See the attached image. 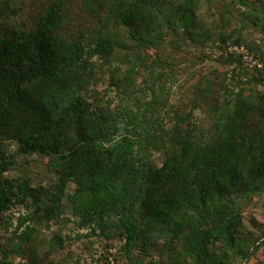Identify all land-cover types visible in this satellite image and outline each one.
I'll return each instance as SVG.
<instances>
[{
    "label": "trees",
    "instance_id": "obj_1",
    "mask_svg": "<svg viewBox=\"0 0 264 264\" xmlns=\"http://www.w3.org/2000/svg\"><path fill=\"white\" fill-rule=\"evenodd\" d=\"M149 1H121L112 11L130 27L151 8ZM100 2L83 0L82 5L94 10ZM191 2L182 4L183 25L191 21ZM66 7L65 0H49L33 24L24 26L14 20L9 0H0V147L12 140L22 153L47 155L59 175L56 192L49 196L43 186L6 178L11 161L0 153V215L15 199H31L47 223L55 220L61 194L71 182L68 201L78 227L117 233L126 250L137 246L147 252L152 232L168 231L173 240L191 221L182 236L183 252L202 253L209 239L230 242L238 222L231 195L264 189V139L246 141L244 128L245 120L259 111L256 100L263 101V94L247 97L237 91L207 131L176 112L166 127L167 116L155 115L157 100L143 102L134 92L131 65L122 77L111 72L112 85L131 94L127 101L113 112L93 109L84 94L96 75V62L108 63L123 45L106 27L83 40L72 35ZM137 28L142 30L144 22ZM150 76L156 77L153 70ZM118 117L123 124H117ZM156 145L160 164L153 159ZM48 196L50 204L44 201ZM24 221L19 219V225ZM208 223L209 228H200ZM27 230L22 232L26 236L32 227ZM61 242L55 234L53 248ZM249 247L242 242L236 252L246 257Z\"/></svg>",
    "mask_w": 264,
    "mask_h": 264
},
{
    "label": "rangeland",
    "instance_id": "obj_2",
    "mask_svg": "<svg viewBox=\"0 0 264 264\" xmlns=\"http://www.w3.org/2000/svg\"><path fill=\"white\" fill-rule=\"evenodd\" d=\"M121 1L126 0H101L96 9L88 10L83 0H65L72 35L85 39L93 30L106 27L123 45L116 48L108 63L96 62V75L84 94L93 109L109 108L113 112L127 101L131 94L112 85L111 72L122 77L131 65L135 70L134 92L143 102L157 100L155 115L167 116L166 127L173 124L170 118L176 112L187 116L186 122L196 123L190 124L196 129L207 131L214 127V115L237 91L247 97L255 93L264 96V0H191V21L186 25L179 16L185 12L186 4H182L186 0H150L147 5L151 8L134 18L130 27L117 21L112 11V5ZM9 2L15 11L14 20L31 26L49 0ZM142 21L144 28L139 31L137 26ZM140 33L145 40H140ZM125 58L130 60L124 62ZM150 70L157 78L150 76ZM256 101L259 111L245 120L248 124L244 128L246 141L257 138L259 144L264 139V113L260 116L264 100ZM116 122L124 123L121 117ZM0 149L11 161L4 173L6 178L25 179L31 187L43 186L49 196L56 192L59 175L49 156L22 153L12 140L5 141ZM152 154L160 164V145L153 148ZM73 190L74 184L68 182L61 194L59 216L48 223L31 199L17 198L1 213L0 264H264L263 188L247 195H231V212L238 219L232 240L209 239L199 254L185 253L181 245L192 221L183 225L173 240L168 231L152 232L147 252L137 246L126 250L124 239L117 233H100L97 228L92 233L90 227L79 228L78 216L68 201ZM49 196L44 198L48 204ZM21 218L25 221L19 225ZM210 226L208 223L200 228ZM28 227L32 230L26 236L22 232ZM55 234L62 242L54 249ZM242 242L250 245L246 257L236 252Z\"/></svg>",
    "mask_w": 264,
    "mask_h": 264
}]
</instances>
